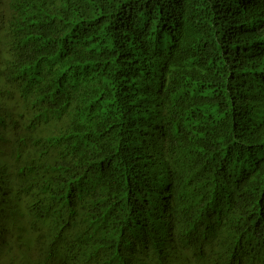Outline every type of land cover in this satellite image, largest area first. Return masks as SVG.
<instances>
[{
	"label": "trees",
	"instance_id": "obj_1",
	"mask_svg": "<svg viewBox=\"0 0 264 264\" xmlns=\"http://www.w3.org/2000/svg\"><path fill=\"white\" fill-rule=\"evenodd\" d=\"M0 264H264V0H0Z\"/></svg>",
	"mask_w": 264,
	"mask_h": 264
}]
</instances>
